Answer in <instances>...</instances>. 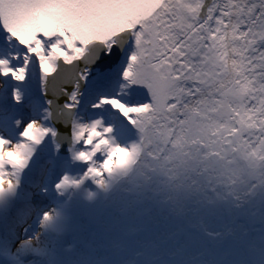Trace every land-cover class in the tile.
<instances>
[{"label":"snow or ice","instance_id":"1","mask_svg":"<svg viewBox=\"0 0 264 264\" xmlns=\"http://www.w3.org/2000/svg\"><path fill=\"white\" fill-rule=\"evenodd\" d=\"M0 264H264V0H0Z\"/></svg>","mask_w":264,"mask_h":264}]
</instances>
